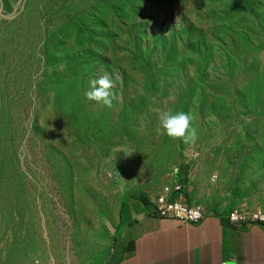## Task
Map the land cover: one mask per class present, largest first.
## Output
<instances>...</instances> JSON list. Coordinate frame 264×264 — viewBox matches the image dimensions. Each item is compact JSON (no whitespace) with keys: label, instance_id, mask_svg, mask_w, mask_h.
<instances>
[{"label":"rangeland","instance_id":"obj_1","mask_svg":"<svg viewBox=\"0 0 264 264\" xmlns=\"http://www.w3.org/2000/svg\"><path fill=\"white\" fill-rule=\"evenodd\" d=\"M177 184L264 217V0H0V264H112L121 205Z\"/></svg>","mask_w":264,"mask_h":264},{"label":"crops","instance_id":"obj_2","mask_svg":"<svg viewBox=\"0 0 264 264\" xmlns=\"http://www.w3.org/2000/svg\"><path fill=\"white\" fill-rule=\"evenodd\" d=\"M151 201L121 205L112 264H264V223L234 225L207 212L183 224L150 214Z\"/></svg>","mask_w":264,"mask_h":264},{"label":"built area","instance_id":"obj_3","mask_svg":"<svg viewBox=\"0 0 264 264\" xmlns=\"http://www.w3.org/2000/svg\"><path fill=\"white\" fill-rule=\"evenodd\" d=\"M149 208L150 214L156 218L174 219L183 224H198L207 214L201 205L186 199L185 192L178 184L164 187L162 192L151 201ZM224 217L234 225L264 223L263 216L247 215L238 208L232 209Z\"/></svg>","mask_w":264,"mask_h":264},{"label":"clouds","instance_id":"obj_4","mask_svg":"<svg viewBox=\"0 0 264 264\" xmlns=\"http://www.w3.org/2000/svg\"><path fill=\"white\" fill-rule=\"evenodd\" d=\"M115 88L114 79L107 73L90 81V88L84 93L88 101L96 102L104 107L111 108L117 99L112 91ZM160 128L169 138L181 140L184 144H193L198 139V132L192 126V117L184 112L175 114L162 112L159 116ZM37 264L39 262L37 261Z\"/></svg>","mask_w":264,"mask_h":264},{"label":"trees","instance_id":"obj_5","mask_svg":"<svg viewBox=\"0 0 264 264\" xmlns=\"http://www.w3.org/2000/svg\"><path fill=\"white\" fill-rule=\"evenodd\" d=\"M143 203H145V204H149L148 202H146V201H142Z\"/></svg>","mask_w":264,"mask_h":264}]
</instances>
